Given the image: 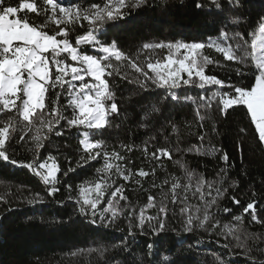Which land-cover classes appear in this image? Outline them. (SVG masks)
<instances>
[{
	"label": "snow or ice",
	"instance_id": "obj_1",
	"mask_svg": "<svg viewBox=\"0 0 264 264\" xmlns=\"http://www.w3.org/2000/svg\"><path fill=\"white\" fill-rule=\"evenodd\" d=\"M148 3L149 0H87L86 4H65L62 0H0V159L30 170L45 186H49L47 195L55 196L60 191L57 185L60 183L58 173L61 166L51 154L42 159L41 149L52 135H64L61 129H87L79 139L86 155H81L76 163L82 166L83 163L102 160V165L95 169L98 174L96 180L85 181L78 187V196L69 195L68 198L75 199L79 213L88 217L90 223L108 228L123 218L127 221L128 236L134 237L137 232L158 236L166 230V221L171 215L179 217L185 233L218 229L216 235L231 236L235 241L234 245L232 241L223 245L225 249L231 246V255H235V249H242L248 264H264V246L260 245L264 236L249 232L245 225V217L250 216L251 222L264 226V218L258 215V202L253 200L241 205V200L232 195L231 202L240 206L242 212L233 214L228 207H224L223 212L230 214L235 223H221L217 216L219 200L232 187L231 184L224 186L228 169L220 168L216 173L218 179L209 180L203 173L197 174L189 169L182 159L176 160L183 177L171 175L161 185L153 180L151 187L161 188L159 201L149 193L147 202L139 206L129 201L123 184H116L114 177L143 188L144 178L155 177L157 167L163 168V161H171L174 153L204 156L215 153L214 146L204 147L203 133L198 136L199 145L192 144L187 148L180 147L179 136L175 141L164 136L165 146H160L154 134L143 141L142 146L121 143L119 150L115 147L109 150L110 145L104 139L95 138L96 134L103 136V132L112 126L110 117L120 113L109 77L114 74L120 76L122 69H130L136 74L134 79H128L127 71L121 78L145 90L152 86L163 89L168 94L164 97L166 100H179L176 90L181 88H198L208 93L211 86H217L216 90L199 95L198 99L184 97L196 105L199 127L203 128V122L211 118L208 110L213 103L225 116L229 110L243 107L258 134V142L264 144V16L247 34L230 31L229 24L235 28L242 22L239 16H231L228 12L241 7L240 0H210L221 19L216 26L217 39H209L207 43L183 40L144 43L141 49L131 54L121 50L116 40L103 38L107 24L124 19L131 10ZM196 7L204 8L205 5L197 3ZM84 22H87L84 34L73 38L71 34L77 26L84 28ZM205 48L214 49L224 62L232 63L224 64L205 54ZM145 50H166V53L162 58L153 59L151 55H145ZM210 65L227 68L237 79L233 80L232 75L220 78L209 74ZM69 110L70 114H66ZM159 111L153 105L152 112ZM147 126L140 125L143 128ZM212 130L217 131L214 123ZM157 131L162 134L163 126ZM171 131L176 134L179 129L172 124ZM239 131L243 134L246 130L240 128ZM13 133L19 136L20 141L30 137L32 147L29 151L33 155L29 162L10 159L7 154L6 144ZM135 150L141 151L144 159L155 166L150 170L141 167L133 171L130 165L134 161L126 153ZM218 158L229 164L227 152H221ZM75 170L70 166L63 175ZM165 184L170 185L167 192L163 190ZM66 186L69 192L73 190L72 184ZM192 198L198 199L199 203H190ZM40 200L42 197L37 193L28 202ZM121 201L125 203L122 205ZM214 207L216 212L212 211ZM150 209H156V214H149ZM250 240L252 244H249ZM111 248L127 249L128 241L112 244ZM146 249L150 257H155L152 264H160V258L153 251L154 244H147ZM89 251L104 257L108 248ZM214 259L216 264H232L219 254H215ZM163 260L169 261V257L164 256Z\"/></svg>",
	"mask_w": 264,
	"mask_h": 264
},
{
	"label": "trees",
	"instance_id": "obj_2",
	"mask_svg": "<svg viewBox=\"0 0 264 264\" xmlns=\"http://www.w3.org/2000/svg\"><path fill=\"white\" fill-rule=\"evenodd\" d=\"M62 2L86 4L87 0ZM240 2L241 7L229 9L228 12L231 16H239L242 22L235 28L229 24L228 28L230 31L237 30L247 34L256 26L259 18L264 16V0ZM197 3H203L205 7L197 8ZM220 19L210 0H149L146 6L131 10L124 19L107 24L103 38L108 41L116 40L121 50L131 54L141 49L144 43L177 40L207 43L209 39H217L215 32ZM86 29L87 22H84V28L77 26L71 35L74 38L77 34H84ZM203 51L224 64L232 63L224 62L222 56L214 49L205 48ZM165 53L166 50H145V55H151L153 59L162 58ZM209 70V74H216L220 78L232 75L233 80L237 79L227 68L210 65ZM124 71L128 72V79H134L136 74L130 69H122L120 76L114 74L109 77L120 113L110 117L112 126L103 132V136L95 135V138L104 139L110 145L109 150L111 147L119 150L121 143L142 146V142L154 134L157 135L156 142L160 146H165L164 136H168L172 141L179 136L180 147L187 148L192 144L201 143L198 139L201 133L205 135L204 147L207 149L214 146L216 149L215 153L208 156L174 153L171 161H163V168L157 167L155 177L144 178L143 188L134 182L125 183L114 177L117 185H124V194L129 201L133 205H143L147 202L149 193L159 201L161 188H152L153 180L157 185H161L166 178L170 179L171 175L183 177V171L176 164V160L182 159L189 169L195 170L197 174L203 173L209 180L218 179L216 173L220 168L228 169V179L224 186L231 184L232 187L229 188L228 194L219 200L220 211L217 216L221 223H235L230 214L223 212L224 207L231 208L233 214L242 212L240 206L231 202L232 195L241 200V205L257 201L258 215L264 218V145L258 142V134L246 115V109L237 107L229 110L225 116L213 103V107L208 110L211 118L205 120L204 127L201 128L195 114L196 105L186 101L184 97L192 96L198 99L199 95L210 94L217 86H211L208 93L198 88H181L176 90L179 100H166L164 97L168 94L163 89L152 86L145 90L135 83H129L128 79L121 78ZM153 105L160 109L158 113L152 112ZM203 111L201 109L202 113ZM66 114H70V110ZM213 123L216 132L212 130ZM141 124L148 126L143 128L140 127ZM172 124L178 127V133H172ZM117 125L119 127H116ZM161 126L162 134L157 131ZM240 128H245V133L241 134ZM61 131L64 135H52L50 141H46V146L41 149L42 159L51 154L61 166V172L58 173L60 183L57 185L60 191L55 196L47 195L49 186H45L30 170L0 159V197H4L0 200V264H141V260L143 264H152L155 257L148 255L146 245L149 243L154 244L153 251L160 258V264H169V261L170 264H216L215 254H219L226 261H232V264H248L242 255V249H235L233 256L230 254L231 246L229 249L224 248L223 245L229 241L234 245L235 241L231 236L216 235L218 229L212 232L196 230L193 233H185L179 217L170 215L166 221V230L158 236H152L151 233L142 235L139 232L134 237L128 236L127 221L123 218L108 228L100 226L99 223H90L88 217L79 213L75 199L68 197L78 196L79 185L98 178L95 169L102 165V160L78 166L76 161L81 155H86L79 139L87 129L73 128ZM31 147L30 137H27L26 141H20L15 133L6 144L10 159L25 163L32 159L33 153L29 151ZM221 152L228 153V165L218 158ZM126 155L134 161L130 165L133 171L141 167L150 170L155 166L153 162L145 160L139 150ZM70 166L76 170L64 176L63 172ZM67 184L73 185L71 192L67 189ZM169 187L170 185L165 184L163 190L167 192ZM37 193L42 200L29 203ZM120 203L123 205L125 202ZM190 203L198 204L199 200L192 198ZM156 211L150 209L149 214L155 215ZM212 211L216 212V208ZM245 225L249 232L264 236V226L251 222L250 216L245 217ZM122 240L128 241L127 249L111 248L112 244H118ZM252 243L250 240L249 244ZM260 245L264 246V239H261ZM100 247L108 248L104 257L89 251ZM164 256H168L169 261H164Z\"/></svg>",
	"mask_w": 264,
	"mask_h": 264
},
{
	"label": "rangeland",
	"instance_id": "obj_3",
	"mask_svg": "<svg viewBox=\"0 0 264 264\" xmlns=\"http://www.w3.org/2000/svg\"><path fill=\"white\" fill-rule=\"evenodd\" d=\"M262 145H264V144H262Z\"/></svg>",
	"mask_w": 264,
	"mask_h": 264
}]
</instances>
